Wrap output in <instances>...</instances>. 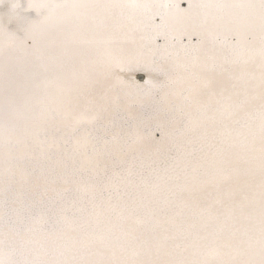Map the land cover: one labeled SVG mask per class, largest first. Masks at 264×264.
Instances as JSON below:
<instances>
[{
  "label": "snow or ice",
  "instance_id": "snow-or-ice-1",
  "mask_svg": "<svg viewBox=\"0 0 264 264\" xmlns=\"http://www.w3.org/2000/svg\"><path fill=\"white\" fill-rule=\"evenodd\" d=\"M0 264H264V0H0Z\"/></svg>",
  "mask_w": 264,
  "mask_h": 264
},
{
  "label": "bare ground",
  "instance_id": "bare-ground-1",
  "mask_svg": "<svg viewBox=\"0 0 264 264\" xmlns=\"http://www.w3.org/2000/svg\"><path fill=\"white\" fill-rule=\"evenodd\" d=\"M127 74H128V72H127V70H126V72H125V75L127 76ZM135 78H137L138 79V76H136V74H137V72H133V73H131ZM143 81H141V83H142Z\"/></svg>",
  "mask_w": 264,
  "mask_h": 264
},
{
  "label": "water",
  "instance_id": "water-1",
  "mask_svg": "<svg viewBox=\"0 0 264 264\" xmlns=\"http://www.w3.org/2000/svg\"><path fill=\"white\" fill-rule=\"evenodd\" d=\"M143 75V73L137 72L136 76H138V79Z\"/></svg>",
  "mask_w": 264,
  "mask_h": 264
}]
</instances>
